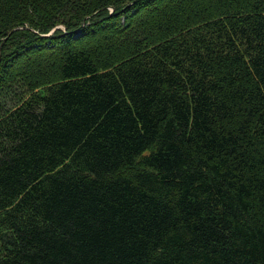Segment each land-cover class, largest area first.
Returning a JSON list of instances; mask_svg holds the SVG:
<instances>
[{
	"label": "trees",
	"instance_id": "1",
	"mask_svg": "<svg viewBox=\"0 0 264 264\" xmlns=\"http://www.w3.org/2000/svg\"><path fill=\"white\" fill-rule=\"evenodd\" d=\"M127 1L0 0V264H264V0Z\"/></svg>",
	"mask_w": 264,
	"mask_h": 264
},
{
	"label": "rangeland",
	"instance_id": "2",
	"mask_svg": "<svg viewBox=\"0 0 264 264\" xmlns=\"http://www.w3.org/2000/svg\"><path fill=\"white\" fill-rule=\"evenodd\" d=\"M90 0H84V2H89ZM127 0H92L91 2H89V3H84V5H86V7H88L89 9L86 11V12H84L83 14H88V13H90V11H95V10H97L98 8H101V7H103V6H105V5H108V4H114V5H116L117 7V11H119L121 8H122V6L124 5V4H126L127 2H126ZM139 10V9H138ZM118 14V13H117ZM126 14V13H125ZM125 16V15H124ZM119 17H122L123 18V16H119ZM118 20V19H117ZM119 22H120V19H119ZM103 24V22H101L99 25H102ZM99 25H97L96 27H99ZM54 28V27H53ZM58 28H61V26H59ZM52 29V28H51ZM88 29V28H87ZM86 29V30H87ZM85 30V31H86ZM24 34L23 35H20L19 37H17L16 39H17V41H18V43H19V45H21V46H25V44H26V42L28 41V38H29V35H26L27 34V32L26 31H23V30H21ZM88 31V30H87ZM15 38V37H14ZM13 38V39H14ZM4 39H6V38H4ZM3 39V40H4ZM55 41H58L57 39L56 40H54V41H52V42H54V44L56 43ZM38 42H40V43H42V44H45V43H48L49 42V40H47V39H45V40H42V41H38ZM58 43V42H57ZM51 44V43H50ZM31 46H40V44H31ZM5 53H9L10 51H11V49L13 48V47H11V46H7V45H5ZM14 49V48H13ZM23 52V51H22ZM20 58H19V60H18V64H20V68L21 67H24L26 64H25V57H24V54H22V53H20L19 55H18ZM17 57V56H16Z\"/></svg>",
	"mask_w": 264,
	"mask_h": 264
},
{
	"label": "water",
	"instance_id": "3",
	"mask_svg": "<svg viewBox=\"0 0 264 264\" xmlns=\"http://www.w3.org/2000/svg\"><path fill=\"white\" fill-rule=\"evenodd\" d=\"M132 5V4H131ZM131 5H129V7L131 6ZM51 35V34H50ZM47 36H49V35H47Z\"/></svg>",
	"mask_w": 264,
	"mask_h": 264
}]
</instances>
